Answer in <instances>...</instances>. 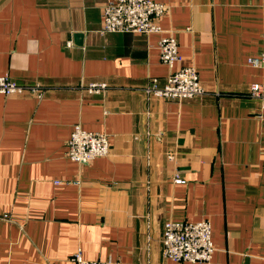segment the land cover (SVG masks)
Listing matches in <instances>:
<instances>
[{"label": "crops", "instance_id": "1", "mask_svg": "<svg viewBox=\"0 0 264 264\" xmlns=\"http://www.w3.org/2000/svg\"><path fill=\"white\" fill-rule=\"evenodd\" d=\"M107 0H0V75L38 82L40 98L0 95V264L162 255L163 223L211 225L209 264H264V115L249 95L264 68V0H155L204 93L149 96L164 82L161 34L100 32ZM82 34L77 44L74 34ZM104 82L87 94L88 82ZM103 132L109 153L66 155L71 129ZM179 179V181H177Z\"/></svg>", "mask_w": 264, "mask_h": 264}, {"label": "built area", "instance_id": "2", "mask_svg": "<svg viewBox=\"0 0 264 264\" xmlns=\"http://www.w3.org/2000/svg\"><path fill=\"white\" fill-rule=\"evenodd\" d=\"M168 6L155 0H107L101 14L100 32H132L161 34L157 42L159 59L169 68L163 83L151 77L144 87L146 94L166 100H182L204 93L198 73L194 66H173L180 61L178 43L173 34L163 35L161 19L167 13ZM254 67L264 68V50L258 56L248 58ZM87 94H100L106 88L104 82H88L84 85ZM43 87L40 83H19L6 75H0V95L19 96L29 94L40 98ZM250 96L260 101V114L264 115V84L252 82L249 85ZM67 157L77 163H87L109 153V140L105 133L84 129L76 124L72 127L66 145ZM179 181V179H177ZM162 255L176 262L210 263L214 246L211 240V225L206 219L189 221L168 220L163 223ZM75 264H133L118 260H86L80 252L72 258Z\"/></svg>", "mask_w": 264, "mask_h": 264}, {"label": "water", "instance_id": "3", "mask_svg": "<svg viewBox=\"0 0 264 264\" xmlns=\"http://www.w3.org/2000/svg\"><path fill=\"white\" fill-rule=\"evenodd\" d=\"M82 34L81 33H75L74 34V40L77 44H81L82 43Z\"/></svg>", "mask_w": 264, "mask_h": 264}]
</instances>
